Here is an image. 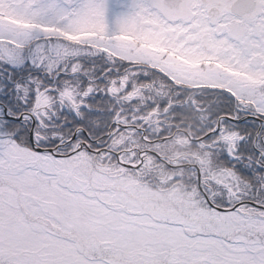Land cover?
<instances>
[{
    "label": "snow or ice",
    "instance_id": "obj_1",
    "mask_svg": "<svg viewBox=\"0 0 264 264\" xmlns=\"http://www.w3.org/2000/svg\"><path fill=\"white\" fill-rule=\"evenodd\" d=\"M0 264H264V0H0Z\"/></svg>",
    "mask_w": 264,
    "mask_h": 264
}]
</instances>
